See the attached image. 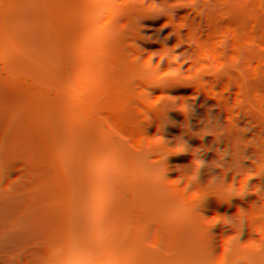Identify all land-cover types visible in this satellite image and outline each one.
Listing matches in <instances>:
<instances>
[{
  "label": "trees",
  "instance_id": "obj_1",
  "mask_svg": "<svg viewBox=\"0 0 264 264\" xmlns=\"http://www.w3.org/2000/svg\"><path fill=\"white\" fill-rule=\"evenodd\" d=\"M123 4L0 0V264H223L237 225L228 264H264V174L249 181L259 196L225 202L223 186L245 167L264 171V0L165 7L184 18L178 35L164 14L136 33ZM126 20L141 56L179 37L182 70L225 66L156 81L129 61ZM194 156L206 162L199 183L216 179L191 185L199 197L176 183ZM213 216L231 224L209 229Z\"/></svg>",
  "mask_w": 264,
  "mask_h": 264
},
{
  "label": "clouds",
  "instance_id": "obj_2",
  "mask_svg": "<svg viewBox=\"0 0 264 264\" xmlns=\"http://www.w3.org/2000/svg\"><path fill=\"white\" fill-rule=\"evenodd\" d=\"M195 3V0H124V4L122 7H125L129 9V14L134 15V23L137 25L135 28V32L140 34V29L143 27L139 23V20L141 18L145 17H156L161 14L167 15L168 20L163 27H167L169 25L173 26V23H169V21L175 22L176 27L174 31L170 35H178L180 29H184L187 27V25L184 22V18H181L180 20H173L172 14L171 13H165L164 8L167 7L169 9H177V8H190L193 4ZM140 12L143 14L137 15L136 13ZM199 14V13H198ZM120 30L124 31L127 33V39H125L126 43V48L135 50V51H129V61L133 64H140V66L144 70H153L152 75L154 76L156 81H172L175 84H179L178 81L180 80H193V79H200L202 74L208 73L209 69H212L213 71H219L225 66V62L221 61L215 64H206V63H200L199 60H196L193 63H190V66L182 70L180 65L184 61H180L178 59L179 53H176L174 51L175 48L179 47L180 44L182 43L179 40H177V44L173 45L172 47H167L164 46L160 51H155V52H149L146 55L141 56L140 53L143 52V49L139 47V45L135 42L134 38L136 36H132L129 33V24L128 20L126 22L119 24ZM143 39H152L151 37H143ZM255 44V41H247L246 46L251 47ZM167 49L168 51H164ZM142 50V51H141ZM171 53V54H170ZM155 58V63L153 62V59ZM169 62L170 65L174 66H169L167 69L160 71L159 66L161 63H163L165 60ZM209 61H211V57H207ZM240 62V57L237 55H233L230 57V64L235 65ZM159 83H153L149 85H158ZM143 91L146 93L145 88H143ZM244 131V130H241ZM201 135L199 137H203L205 134H213L210 131L206 129H200ZM255 138L249 139L244 141V146L248 147H255L253 143L250 141H254ZM185 143L183 145L177 144L174 148L175 151L173 153H183L187 151V148L184 147ZM223 154L222 153H217V159H222ZM244 160H249V157L247 155H243L241 157V164L242 161ZM252 164L254 165V168L259 165L260 163L255 160H251ZM206 164L205 161L202 159L194 156V159L192 161V168L194 171H191L187 177V182L185 183L184 178L182 177H177L176 178V183L177 185L185 184V190L190 191L193 193L195 197H199V192L195 189L190 190L191 185L197 184V185H205L208 187H211L215 184V177L210 176L208 181L204 184L199 183V171L202 167H204ZM215 167H219L220 165L214 164ZM245 167V166H244ZM246 170L244 171H238L234 175L238 177V179H235L234 181H225L223 182L224 186V191L228 193V198L226 199L225 202L230 200L231 197H239V198H244L245 195L251 193L259 196L260 193V188L259 185L249 187V181L252 178L255 177H260L262 174H264V171L260 172L259 174L255 171L249 170L250 167H245ZM224 170L222 169V172ZM212 195L211 193H205L201 200H203L206 196ZM242 212H245L243 209H238V215H242ZM217 224L220 225H230L231 221L226 217L223 216V218L219 216H213L212 217V222L209 225V229ZM242 234V228L237 225L236 231L229 235L231 239L228 241V244L225 248H223V264H228V254L232 250V244L234 241L239 240V237Z\"/></svg>",
  "mask_w": 264,
  "mask_h": 264
}]
</instances>
